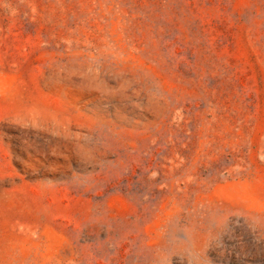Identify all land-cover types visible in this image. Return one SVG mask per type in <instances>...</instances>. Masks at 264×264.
<instances>
[{"label":"rangeland","instance_id":"rangeland-1","mask_svg":"<svg viewBox=\"0 0 264 264\" xmlns=\"http://www.w3.org/2000/svg\"><path fill=\"white\" fill-rule=\"evenodd\" d=\"M0 264H264V0H0Z\"/></svg>","mask_w":264,"mask_h":264}]
</instances>
